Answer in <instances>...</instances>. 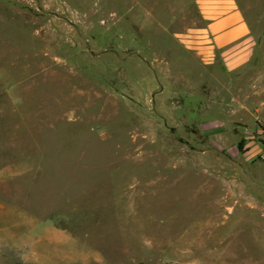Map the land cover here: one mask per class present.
<instances>
[{
	"label": "rangeland",
	"instance_id": "1",
	"mask_svg": "<svg viewBox=\"0 0 264 264\" xmlns=\"http://www.w3.org/2000/svg\"><path fill=\"white\" fill-rule=\"evenodd\" d=\"M228 73L196 0H0V264H264V0Z\"/></svg>",
	"mask_w": 264,
	"mask_h": 264
},
{
	"label": "crops",
	"instance_id": "2",
	"mask_svg": "<svg viewBox=\"0 0 264 264\" xmlns=\"http://www.w3.org/2000/svg\"><path fill=\"white\" fill-rule=\"evenodd\" d=\"M203 25L198 35L210 63L231 73L248 66L257 35L237 0H196Z\"/></svg>",
	"mask_w": 264,
	"mask_h": 264
}]
</instances>
